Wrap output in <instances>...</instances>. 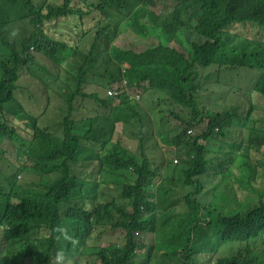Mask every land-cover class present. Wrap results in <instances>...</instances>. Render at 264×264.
Listing matches in <instances>:
<instances>
[{
	"label": "clouds",
	"instance_id": "obj_1",
	"mask_svg": "<svg viewBox=\"0 0 264 264\" xmlns=\"http://www.w3.org/2000/svg\"><path fill=\"white\" fill-rule=\"evenodd\" d=\"M40 71L92 135L49 130ZM0 97V264H264V0H0Z\"/></svg>",
	"mask_w": 264,
	"mask_h": 264
},
{
	"label": "bare ground",
	"instance_id": "obj_2",
	"mask_svg": "<svg viewBox=\"0 0 264 264\" xmlns=\"http://www.w3.org/2000/svg\"><path fill=\"white\" fill-rule=\"evenodd\" d=\"M221 33V31H217ZM175 37L180 42L184 51L192 53L194 47L189 43L183 34L176 30ZM225 48L213 51L210 55L200 59L201 64L214 63L218 60ZM65 86L64 83H59ZM130 91L138 94L136 102L148 113L162 115L167 111L164 103L165 94L160 91L148 90L132 82L129 86ZM36 107L38 114L46 120L49 130L60 136L71 137L76 134L92 135L99 125L98 117L87 107L78 106L74 102L67 101L62 95L51 87L48 77L40 72L36 73V87L34 90ZM68 107L72 110H68ZM9 112V109H7ZM10 113V112H9ZM207 114L211 121L221 122L222 116L215 108V102L207 107ZM21 131L23 126L15 123Z\"/></svg>",
	"mask_w": 264,
	"mask_h": 264
},
{
	"label": "trees",
	"instance_id": "obj_3",
	"mask_svg": "<svg viewBox=\"0 0 264 264\" xmlns=\"http://www.w3.org/2000/svg\"><path fill=\"white\" fill-rule=\"evenodd\" d=\"M5 74L9 75L8 66L5 67ZM2 80H4V78ZM0 100H2L1 97H0ZM117 132L123 144L126 139L134 141V140H140L141 138V135L134 128H128L126 126L119 125L117 127ZM125 149L126 151L128 150L126 146H125ZM73 173H74V170L72 166H63L62 171H61L63 178L60 182V185L70 196L71 202L74 206L77 204H86L83 198V195H82L80 184H78L74 180H71V176L73 175ZM231 254L232 253L229 252L228 256H230ZM243 257L246 258L247 260H250V256L248 255H243Z\"/></svg>",
	"mask_w": 264,
	"mask_h": 264
},
{
	"label": "rangeland",
	"instance_id": "obj_4",
	"mask_svg": "<svg viewBox=\"0 0 264 264\" xmlns=\"http://www.w3.org/2000/svg\"><path fill=\"white\" fill-rule=\"evenodd\" d=\"M240 78H241V79H247V73H246V72L241 73V74H240ZM124 144H125V146L128 148V150H130L131 147H132V145H133V142H132L131 140L126 139V140L124 141Z\"/></svg>",
	"mask_w": 264,
	"mask_h": 264
},
{
	"label": "built area",
	"instance_id": "obj_5",
	"mask_svg": "<svg viewBox=\"0 0 264 264\" xmlns=\"http://www.w3.org/2000/svg\"><path fill=\"white\" fill-rule=\"evenodd\" d=\"M233 254H235V251H233Z\"/></svg>",
	"mask_w": 264,
	"mask_h": 264
}]
</instances>
